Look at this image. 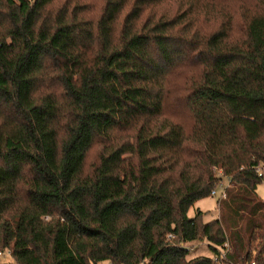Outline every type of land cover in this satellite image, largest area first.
Wrapping results in <instances>:
<instances>
[{
  "label": "trees",
  "instance_id": "obj_1",
  "mask_svg": "<svg viewBox=\"0 0 264 264\" xmlns=\"http://www.w3.org/2000/svg\"><path fill=\"white\" fill-rule=\"evenodd\" d=\"M259 167L264 0H0L17 264H264ZM220 170V217H190ZM200 240L214 256L189 257Z\"/></svg>",
  "mask_w": 264,
  "mask_h": 264
},
{
  "label": "rangeland",
  "instance_id": "obj_2",
  "mask_svg": "<svg viewBox=\"0 0 264 264\" xmlns=\"http://www.w3.org/2000/svg\"><path fill=\"white\" fill-rule=\"evenodd\" d=\"M172 7L174 5H171ZM224 181H226V178H224ZM257 192L262 200H264V182L260 183L257 187ZM219 196H208L206 198L200 199L197 201L189 210V216L193 217L197 213L198 209H201L205 212L204 220L209 221L211 219H215L220 217L221 212V204H219ZM188 246L190 248L189 251V257H197L200 255L205 256H214L215 253L209 246V243L207 240H200V241H194L191 243H188ZM0 250H3L0 248ZM256 253L255 251L253 252ZM17 264L13 258L8 255L4 254L0 256V264ZM101 264H113L110 261H104Z\"/></svg>",
  "mask_w": 264,
  "mask_h": 264
},
{
  "label": "built area",
  "instance_id": "obj_3",
  "mask_svg": "<svg viewBox=\"0 0 264 264\" xmlns=\"http://www.w3.org/2000/svg\"><path fill=\"white\" fill-rule=\"evenodd\" d=\"M257 172L259 173L260 176H264V167H259L257 169ZM219 174L221 178L218 182H217V186L211 191L212 196H219V199H225L227 197V189L232 185L231 179L229 177L227 181H224V178H226V176H224L223 171L220 170ZM4 254H8L11 255V251L8 250H2L0 251V255H4Z\"/></svg>",
  "mask_w": 264,
  "mask_h": 264
}]
</instances>
